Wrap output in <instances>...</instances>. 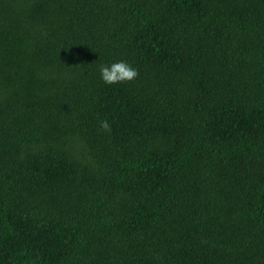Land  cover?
I'll return each instance as SVG.
<instances>
[{
    "label": "trees",
    "instance_id": "1",
    "mask_svg": "<svg viewBox=\"0 0 264 264\" xmlns=\"http://www.w3.org/2000/svg\"><path fill=\"white\" fill-rule=\"evenodd\" d=\"M0 264H264V0H0Z\"/></svg>",
    "mask_w": 264,
    "mask_h": 264
},
{
    "label": "clouds",
    "instance_id": "2",
    "mask_svg": "<svg viewBox=\"0 0 264 264\" xmlns=\"http://www.w3.org/2000/svg\"><path fill=\"white\" fill-rule=\"evenodd\" d=\"M98 72L100 79L106 84L130 81L138 75V70L124 59L101 63L98 66ZM99 127L106 132L111 131V125L106 119L99 121Z\"/></svg>",
    "mask_w": 264,
    "mask_h": 264
}]
</instances>
